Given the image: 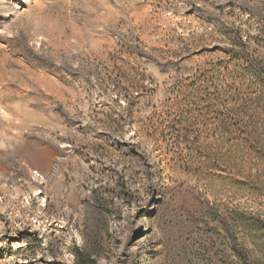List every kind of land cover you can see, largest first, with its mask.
<instances>
[{"label": "rangeland", "instance_id": "rangeland-1", "mask_svg": "<svg viewBox=\"0 0 264 264\" xmlns=\"http://www.w3.org/2000/svg\"><path fill=\"white\" fill-rule=\"evenodd\" d=\"M34 2L0 10V264H264V0ZM200 74L239 96L170 109ZM153 107L200 117L156 150Z\"/></svg>", "mask_w": 264, "mask_h": 264}, {"label": "trees", "instance_id": "trees-1", "mask_svg": "<svg viewBox=\"0 0 264 264\" xmlns=\"http://www.w3.org/2000/svg\"><path fill=\"white\" fill-rule=\"evenodd\" d=\"M262 44H264V27L259 30L258 35L256 36V59L249 58L248 54H245L243 52V58L244 64L246 65V68H251L253 65H255L256 62V69L258 72L264 73V54H261V51H264V47H262ZM240 60V59H238ZM220 74V73H219ZM225 76H216L215 74H200L198 78L195 80H192L189 87L186 88V86L182 83H178L177 86L179 87L176 95L172 98L170 101L171 106L170 109L176 107L177 105H186L187 107L190 105H193L194 100H197L194 96H190L191 92H188L187 89H189L191 86H196L197 83H199L200 88H202V85H205L207 89L214 88L215 93L213 94V98L210 100V102H222L225 98H235V96H239L238 91H226L223 94L219 93V90L222 89L221 85L224 84V82H227L224 80ZM186 88V89H185ZM224 89V88H223ZM236 92L238 94H236ZM134 90L133 87H130V91L125 90L124 98L127 100L128 105L131 104L133 106L134 102ZM214 115H217L215 112H213ZM173 114H171L169 111H161L158 110V108L153 107V111L151 114L147 117V119L142 122L139 126L138 134L145 133L146 136L152 138V142L155 145L156 150H161L160 146V137L158 136L161 134L159 131L161 127H163L166 123V128L170 130L169 134L171 138L173 137L174 129L176 128V125L180 124H186L187 128H192L194 126L193 122L197 121V119L200 117V115H195L194 111L192 109L185 110L184 113L180 114V121L176 120L175 118H171ZM76 257L78 261H80V264H92L93 261L89 258L84 257L82 254L77 253Z\"/></svg>", "mask_w": 264, "mask_h": 264}, {"label": "bare ground", "instance_id": "bare-ground-1", "mask_svg": "<svg viewBox=\"0 0 264 264\" xmlns=\"http://www.w3.org/2000/svg\"><path fill=\"white\" fill-rule=\"evenodd\" d=\"M14 0H0V10H5L7 9L8 7H13V9H16V10H21V5L20 3L22 2V0H17L16 4H12ZM25 1H28V0H24ZM37 0H35L36 2ZM34 2V3H35ZM18 12V11H17ZM21 12V11H20ZM40 177V175H37Z\"/></svg>", "mask_w": 264, "mask_h": 264}]
</instances>
